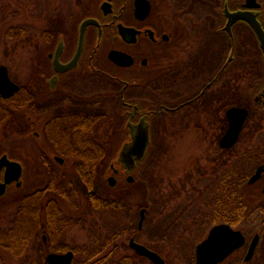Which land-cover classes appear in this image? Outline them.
Returning a JSON list of instances; mask_svg holds the SVG:
<instances>
[{"label": "flooded vegetation", "instance_id": "1", "mask_svg": "<svg viewBox=\"0 0 264 264\" xmlns=\"http://www.w3.org/2000/svg\"><path fill=\"white\" fill-rule=\"evenodd\" d=\"M105 1L109 3L107 12L102 8ZM172 1L180 4L176 6ZM148 2L149 10L144 12L142 3L137 5L136 0H98L96 10L88 5V10L73 22L43 28L41 60L36 73L26 78L21 94L24 123L32 130L28 141L44 147L42 156L48 169L45 176L54 168L65 173L67 157L80 158L79 146L90 147L93 140L94 82L102 80L118 93L119 119L124 130L121 145L130 139L136 124L148 125L144 157L136 160L130 170L124 165L115 168L116 182L119 174V178L134 182L132 173L140 170L149 155L159 159L161 146L176 144L177 135H193L199 154L198 160L176 179L183 182L169 188L168 208L174 210L165 223L182 224L183 228H178L177 233L154 229L151 234L124 236L108 252L118 248L121 255L108 264H155L132 248L131 238L158 254L164 264H196L198 245L214 226L221 225L239 234L241 242L214 264H264V55L252 25L258 24L264 32V0ZM159 2L171 7L165 16L156 12ZM197 5L200 9L192 12ZM191 6L194 9H189ZM88 19L95 21L86 23L81 33L82 23ZM237 48L244 50L243 55L236 56ZM113 50L124 54L121 64L109 57ZM76 55L73 66L67 67ZM13 81L19 88L7 97L0 96L18 108L16 94H20L21 86ZM232 108L246 111L234 139L228 136L232 125L228 111ZM231 115L232 120L239 119L238 114ZM54 145H62V150L48 152ZM82 158L84 162L86 155ZM5 169L0 167V181ZM23 174L22 166L21 177ZM128 176L132 180L128 181ZM197 176L215 178V186L209 184L206 190L212 204L202 201L200 189V204L191 198V194H198L196 186L191 187L192 178ZM13 184L14 181L8 184L0 197ZM46 189L47 186L42 191ZM146 210L145 207V216ZM175 211L179 217L174 219ZM200 223L203 233L193 238L192 227ZM9 237L12 240L14 235ZM39 239L38 260L32 258L30 264H49L48 254L67 251L73 252L71 264H75L74 247L63 248L59 240L53 243L46 231ZM107 242L106 246L110 240ZM28 243L26 248L30 247Z\"/></svg>", "mask_w": 264, "mask_h": 264}, {"label": "rangeland", "instance_id": "2", "mask_svg": "<svg viewBox=\"0 0 264 264\" xmlns=\"http://www.w3.org/2000/svg\"><path fill=\"white\" fill-rule=\"evenodd\" d=\"M97 1L0 0V64L8 68L11 78L21 86L20 94H16L19 98L18 103H15L18 108H13L10 101L2 102L0 96V154L5 151L4 153L20 162L24 168L21 187L13 184L7 194L0 197V264H30L32 258L38 260L39 252L36 248L40 234L45 231L53 243L60 241L63 248L66 245L75 248V264H108L112 258L118 260L122 250L117 248L118 252H108L113 244L118 245L122 237L137 233L134 229H129L137 226L142 207L147 208L143 223L147 231L144 234H151L154 229L155 232L158 230L161 233H177L178 228H183L179 222L177 223L180 225L165 223V219H170L174 210L168 208L171 195L169 188L180 185L184 179L180 182L176 179L182 171L198 160L195 137L191 134H186V138L175 136L176 144L165 143L166 145L161 146L163 151L159 159L155 160L149 155L140 170L132 173L134 182L129 183L125 178H119V174L116 185H108L107 177L112 174L110 166H121L116 158L124 140V130L119 119L121 114L118 110V93L111 91L102 80L97 78L94 82L93 106L96 111L92 128L93 140L90 147L83 149L79 146L77 155L82 154L80 158L67 157V166L63 169H66L65 173L54 168L53 173L45 176L44 172L48 169L44 162L45 157L42 156L45 154L44 147L28 141L32 130L24 123L25 109L21 94L26 78L29 74L36 73L41 60L40 41L43 28L53 29L55 24L62 22L63 26L67 25L86 12L88 5L96 10ZM175 2L176 6L180 4L179 1H172L174 5ZM170 8L168 3L159 2L156 12L165 16ZM189 9H194V6ZM199 9L197 5L192 12ZM243 53V49L237 48L235 51L236 56ZM78 84L82 85L80 82ZM164 117L168 119V115ZM61 146H50L47 151H60L63 147ZM70 147L75 150L73 146ZM83 155H86L84 162ZM214 180L210 176L192 178L191 187L194 184L198 194L190 196L196 198L197 204L201 201L198 200L201 191L197 189L203 191L202 201L212 204L206 190L209 184L215 186ZM94 185L100 189L97 191L98 195L121 200L125 212L94 208L93 197L86 193V189L91 187L93 190ZM46 186L47 189L42 191ZM172 215L174 219L179 217L176 211ZM67 222V225H62ZM203 228L202 224L192 227L193 238L201 235ZM24 234H28V237H24ZM11 235H14L12 240L9 239ZM105 240L110 242L103 248ZM12 241L15 243L13 246ZM27 242L29 248L25 247ZM35 249L36 252L31 256ZM97 251L101 252L97 254ZM125 253L130 254L128 249ZM170 253H167L169 259ZM137 264L143 262L138 261Z\"/></svg>", "mask_w": 264, "mask_h": 264}, {"label": "water", "instance_id": "3", "mask_svg": "<svg viewBox=\"0 0 264 264\" xmlns=\"http://www.w3.org/2000/svg\"><path fill=\"white\" fill-rule=\"evenodd\" d=\"M142 3V9L144 12H148L149 10V2L148 0H136V4ZM108 1L103 2L102 8L104 12L108 10ZM235 17L249 18L247 16H242L241 14H235ZM93 19H88L84 21L81 26V33H83L84 26L88 22H94ZM252 24V22H251ZM254 29L260 41V45L264 55V32L260 28L258 24L253 23ZM81 49V42L78 48V52ZM123 53L113 50L109 53V57L117 63H120ZM77 55L74 57L73 61L70 62L67 67L73 66V62L75 61ZM121 64V63H120ZM65 67V66H64ZM19 88V85L13 82L8 76V70L6 66L0 65V94L3 97H7L13 92H15ZM231 114H238L239 119L237 121L232 120ZM246 111L241 108H232L228 111V116L231 119V127L228 131V136L231 138H236L242 120L245 118ZM149 140L148 134V125L144 122H139L131 128L130 131V139L125 142L121 149L118 152L116 162L124 165L127 170H130L136 163V160H141L146 151V147ZM5 166V172L3 180L0 181V195H3L6 191V187L9 183L15 181V186L21 185V173H22V165L21 163L10 160L6 154H4L0 158V167ZM113 172H115L114 165L112 164ZM128 181L132 180L131 176H128ZM116 182V178L114 174H111L107 177V183L110 186H113ZM145 216V208L140 210V217L138 220V228H141L143 219ZM241 236L239 234L229 231L227 226H214L210 232L208 237L198 245L197 251V261L196 264H214L217 261H220L226 256L234 247H236L241 241ZM130 245L132 248L139 254L146 255L150 257L155 264H164L162 258L155 252L151 251L144 245L135 242L132 238L130 239ZM73 259V252L67 251L65 253H50L47 255V261L49 264H71Z\"/></svg>", "mask_w": 264, "mask_h": 264}, {"label": "trees", "instance_id": "4", "mask_svg": "<svg viewBox=\"0 0 264 264\" xmlns=\"http://www.w3.org/2000/svg\"><path fill=\"white\" fill-rule=\"evenodd\" d=\"M2 102H4L5 100L4 99H1ZM8 103V101H5ZM96 111V109H95ZM86 170V169H84ZM89 189H91V187H88L86 189V193L90 196L93 197V203H94V208H97V209H100V208H104V209H110V210H116V211H124L125 212V209L123 208V203L121 200L117 199V198H105L103 196H100L97 194V191L100 190L99 188H97L95 185L93 187V190L92 191H89ZM93 205V204H92ZM134 229V231H136L137 233H144L145 231H147V229L145 228L144 224H143V227L141 230H137V226H132L131 229L129 230H132ZM95 234H98L97 233V230L94 231ZM100 235L98 234L97 237H99ZM107 240H105V246L103 248L106 247V244H107ZM102 248V249H103ZM101 251H97V254H99ZM96 254V255H97ZM111 260H114L113 258Z\"/></svg>", "mask_w": 264, "mask_h": 264}]
</instances>
